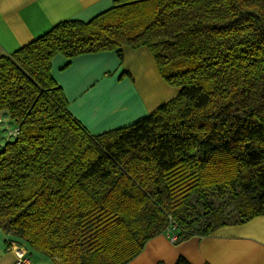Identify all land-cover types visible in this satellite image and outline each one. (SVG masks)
<instances>
[{
    "label": "trees",
    "instance_id": "obj_1",
    "mask_svg": "<svg viewBox=\"0 0 264 264\" xmlns=\"http://www.w3.org/2000/svg\"><path fill=\"white\" fill-rule=\"evenodd\" d=\"M125 45L180 91L92 134L52 59ZM0 112L20 129L0 144V228L54 264H127L169 229L179 244L264 215V0H116L60 22L0 57Z\"/></svg>",
    "mask_w": 264,
    "mask_h": 264
},
{
    "label": "crops",
    "instance_id": "obj_2",
    "mask_svg": "<svg viewBox=\"0 0 264 264\" xmlns=\"http://www.w3.org/2000/svg\"><path fill=\"white\" fill-rule=\"evenodd\" d=\"M115 1L0 0V57L60 22L88 21L113 7ZM122 53V58L110 50L71 59L59 53L52 59L51 74L69 101V111L92 134L132 124L180 91L162 77L148 46L125 45ZM171 236V231H166L152 238L127 264H176L181 256L191 264H264V215L221 226L210 235L194 236L179 244ZM9 241L0 228V264L16 263ZM28 253L32 264H54L36 251Z\"/></svg>",
    "mask_w": 264,
    "mask_h": 264
},
{
    "label": "built area",
    "instance_id": "obj_3",
    "mask_svg": "<svg viewBox=\"0 0 264 264\" xmlns=\"http://www.w3.org/2000/svg\"><path fill=\"white\" fill-rule=\"evenodd\" d=\"M10 119L5 117L4 115H0V144H4L5 142H1V133H3V130H9L8 136L9 137H15L19 134L20 129L17 126H14V130H11L9 127ZM171 231L172 236L171 239L175 242L177 236L174 234V228L169 229ZM11 248L15 250L16 253V263L15 264H32L31 257L26 249V247L19 245L17 243H12Z\"/></svg>",
    "mask_w": 264,
    "mask_h": 264
},
{
    "label": "rangeland",
    "instance_id": "obj_4",
    "mask_svg": "<svg viewBox=\"0 0 264 264\" xmlns=\"http://www.w3.org/2000/svg\"><path fill=\"white\" fill-rule=\"evenodd\" d=\"M9 127H10V129L11 130H14V126H15V123L14 122H10L9 124ZM8 129L5 131V130H3V133H1V142L3 143V142H7V141H9V140H11L12 138L11 137H9L8 136Z\"/></svg>",
    "mask_w": 264,
    "mask_h": 264
}]
</instances>
